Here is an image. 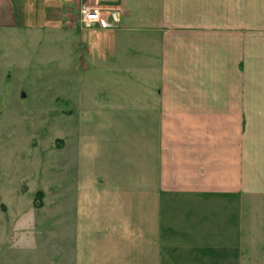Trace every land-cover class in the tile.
Here are the masks:
<instances>
[{
	"label": "crops",
	"instance_id": "crops-1",
	"mask_svg": "<svg viewBox=\"0 0 264 264\" xmlns=\"http://www.w3.org/2000/svg\"><path fill=\"white\" fill-rule=\"evenodd\" d=\"M61 1L118 13L86 52L130 76L77 126L73 264L252 263L264 233L232 219L264 201V0Z\"/></svg>",
	"mask_w": 264,
	"mask_h": 264
},
{
	"label": "rangeland",
	"instance_id": "rangeland-1",
	"mask_svg": "<svg viewBox=\"0 0 264 264\" xmlns=\"http://www.w3.org/2000/svg\"><path fill=\"white\" fill-rule=\"evenodd\" d=\"M10 3L7 14L0 7V264H73L77 126L85 111L107 106L110 88L130 89V76L117 62H92L86 51L98 37L81 17V25L67 23L61 0ZM39 189L44 207L36 210ZM257 202L232 223L244 230L248 218L264 233V201ZM168 236L165 228L163 246ZM257 240L247 264H264V237ZM247 242L239 238L245 251Z\"/></svg>",
	"mask_w": 264,
	"mask_h": 264
},
{
	"label": "built area",
	"instance_id": "built-area-1",
	"mask_svg": "<svg viewBox=\"0 0 264 264\" xmlns=\"http://www.w3.org/2000/svg\"><path fill=\"white\" fill-rule=\"evenodd\" d=\"M82 24L87 29L113 30L119 25L118 14L111 11L96 9L88 5L80 8Z\"/></svg>",
	"mask_w": 264,
	"mask_h": 264
},
{
	"label": "trees",
	"instance_id": "trees-1",
	"mask_svg": "<svg viewBox=\"0 0 264 264\" xmlns=\"http://www.w3.org/2000/svg\"><path fill=\"white\" fill-rule=\"evenodd\" d=\"M61 144L64 143V140H60L59 141ZM60 147V146H59ZM44 198H45V191L39 189L36 192V197L35 200L33 202V208L36 210H40L44 207Z\"/></svg>",
	"mask_w": 264,
	"mask_h": 264
}]
</instances>
